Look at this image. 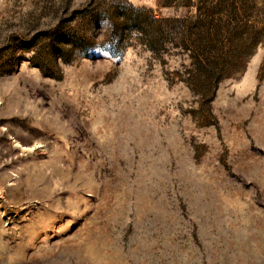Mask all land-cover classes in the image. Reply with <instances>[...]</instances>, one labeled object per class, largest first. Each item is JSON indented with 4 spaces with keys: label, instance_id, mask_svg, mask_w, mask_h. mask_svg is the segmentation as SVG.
I'll return each mask as SVG.
<instances>
[{
    "label": "rangeland",
    "instance_id": "obj_1",
    "mask_svg": "<svg viewBox=\"0 0 264 264\" xmlns=\"http://www.w3.org/2000/svg\"><path fill=\"white\" fill-rule=\"evenodd\" d=\"M0 264H264V0H0Z\"/></svg>",
    "mask_w": 264,
    "mask_h": 264
}]
</instances>
